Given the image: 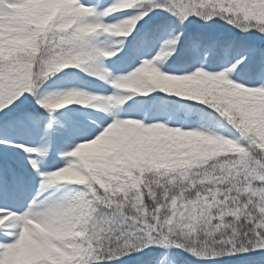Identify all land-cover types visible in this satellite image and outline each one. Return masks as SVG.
I'll return each instance as SVG.
<instances>
[{
	"label": "snow or ice",
	"instance_id": "snow-or-ice-1",
	"mask_svg": "<svg viewBox=\"0 0 264 264\" xmlns=\"http://www.w3.org/2000/svg\"><path fill=\"white\" fill-rule=\"evenodd\" d=\"M0 264H264V0H0Z\"/></svg>",
	"mask_w": 264,
	"mask_h": 264
}]
</instances>
